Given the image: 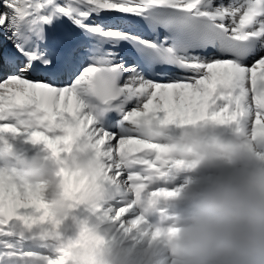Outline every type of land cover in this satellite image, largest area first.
<instances>
[{"label": "snow or ice", "instance_id": "snow-or-ice-1", "mask_svg": "<svg viewBox=\"0 0 264 264\" xmlns=\"http://www.w3.org/2000/svg\"><path fill=\"white\" fill-rule=\"evenodd\" d=\"M142 126L264 132V0H0V141H42L61 185L0 174V264H98L167 163ZM75 136L94 176L67 157Z\"/></svg>", "mask_w": 264, "mask_h": 264}, {"label": "clouds", "instance_id": "clouds-1", "mask_svg": "<svg viewBox=\"0 0 264 264\" xmlns=\"http://www.w3.org/2000/svg\"><path fill=\"white\" fill-rule=\"evenodd\" d=\"M26 119L37 124L41 117L32 114ZM138 131L158 146L153 159L167 163L145 170L152 190L136 199L137 223L100 246L98 264H264V151L255 147L264 141V132L231 130L230 136L210 137L208 128L173 132L142 126ZM24 144L38 151L17 157L7 140L0 141V160L15 158L12 169L23 183L42 186L55 196L61 186L55 155L32 137ZM91 151L75 136L67 152L75 169L86 176L96 174ZM7 165L0 174H7ZM199 173L217 179L192 178ZM181 176L182 184L165 186ZM55 212L63 215L59 205Z\"/></svg>", "mask_w": 264, "mask_h": 264}, {"label": "bare ground", "instance_id": "bare-ground-1", "mask_svg": "<svg viewBox=\"0 0 264 264\" xmlns=\"http://www.w3.org/2000/svg\"><path fill=\"white\" fill-rule=\"evenodd\" d=\"M60 37L63 38V36H60ZM4 50L5 51L11 50V45L10 44H5L4 45ZM40 79H43V77H40ZM159 82H167V81L160 80ZM67 83H70V81L65 79V80H62L61 82L56 83V85L57 86H63L65 84H67ZM226 130H229V135L228 136H230L231 135V129H226ZM223 131H225V130H223ZM26 139H27L26 136H20L17 140H13L12 138H7L9 147L16 153L17 157L31 156L34 152L38 151V149H31L30 147L25 145L24 141H26ZM261 143H262L261 144V148L259 150L264 151V149L262 147V145H264V141H262ZM14 161H15V158H13L12 160H9L7 162H5L3 160H0V168L4 167L5 163H7L9 166H13L14 165ZM197 177H199V178H201V179H203L205 181L217 179V176L214 175V174H204V173H199L196 176H193L192 178L196 179ZM175 185H176V181L172 182L171 184L165 185V186L174 187ZM149 190H152V189L150 188Z\"/></svg>", "mask_w": 264, "mask_h": 264}, {"label": "rangeland", "instance_id": "rangeland-1", "mask_svg": "<svg viewBox=\"0 0 264 264\" xmlns=\"http://www.w3.org/2000/svg\"><path fill=\"white\" fill-rule=\"evenodd\" d=\"M223 130H219V129H213V130H211L210 132H209V135H210V137L211 136H215V135H217L218 133L219 134H223V135H225V136H228L229 135V130H225V131H223ZM262 141H258L257 143H256V145H255V147L257 148V149H260L261 148V143ZM262 147H263V149H264V145H262ZM183 179H184V177L183 176H181L177 181H176V185L175 186H177V183L178 184H182L183 183ZM179 181V182H178ZM212 181H214V180H209V181H207V182H212ZM174 186V187H175Z\"/></svg>", "mask_w": 264, "mask_h": 264}]
</instances>
